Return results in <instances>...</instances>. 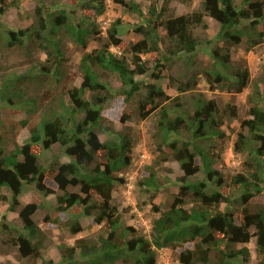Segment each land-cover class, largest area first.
Listing matches in <instances>:
<instances>
[{
  "label": "trees",
  "instance_id": "obj_1",
  "mask_svg": "<svg viewBox=\"0 0 264 264\" xmlns=\"http://www.w3.org/2000/svg\"><path fill=\"white\" fill-rule=\"evenodd\" d=\"M234 1L202 0L199 10L168 18H162L164 11L155 14L151 8L147 25L134 30L141 40L120 53L110 51L121 46L119 20L106 28L99 47H88L101 33L97 17L105 12L106 0H73L79 10L58 9L47 17L42 15V7H36L34 25L6 33L5 47L22 51L32 66L25 74L0 78V105L28 113L18 123L0 119V201H6L8 193L12 207L18 206L27 184H33L45 197L54 194L43 182L49 179L60 193L56 208L44 218L46 222L57 225L59 216L82 213L100 225L94 241L76 239L72 245H61L60 264H156L157 252L167 249L177 253L175 264H234L238 257L246 260L248 253L244 247H236L250 242L257 254L256 264H264V203H252L264 188V69L251 77L246 61L234 60L238 46L248 51L264 44V28L260 30L264 0H241L240 9ZM114 3L134 15L141 14L133 0ZM205 17L219 26L216 38L223 42L211 52V65L201 71L207 91L247 92L246 117L240 120L234 141V153L243 170L235 174L227 173L223 160L203 148L210 140L226 141V124L238 117L235 106L220 109L217 99L207 92L194 93L200 83L195 71L186 80L172 77L176 95H167L155 83L161 77L158 65L150 70L142 59V55L156 52L160 43L166 44L169 56L194 52L199 41L193 31L207 28ZM67 40L82 51L78 63L81 82L78 87L59 90L69 82L65 81L69 76L62 50ZM32 52L44 53V60L34 59ZM146 75L153 81L136 80ZM118 90L136 97L141 120L154 118L150 137L157 161L177 162L183 172L176 178L177 193L166 208L153 206L158 216L151 220L148 235L124 226L118 209L111 205L114 187L125 182L119 174L131 166L134 146L141 138L137 129H116L113 121L102 115L109 93ZM15 125L28 128V140L7 148ZM97 129L110 134L109 138L101 141ZM53 146L62 148L71 161L44 166L39 157ZM198 166L202 180L195 177ZM146 169L149 174L140 178L137 188L143 195L149 193L152 203L162 183L157 171ZM223 189L237 193V214L221 209L227 202ZM37 209L36 203H28L19 210L26 232L11 241L30 264H38L31 260L41 258L39 244L33 241L39 230L32 219ZM69 231L73 235L81 232L78 220L70 222Z\"/></svg>",
  "mask_w": 264,
  "mask_h": 264
},
{
  "label": "rangeland",
  "instance_id": "obj_2",
  "mask_svg": "<svg viewBox=\"0 0 264 264\" xmlns=\"http://www.w3.org/2000/svg\"><path fill=\"white\" fill-rule=\"evenodd\" d=\"M139 7L141 14L134 15L132 12L122 8L114 0H106L105 12L97 17V22L100 26V35L95 36L94 40L89 42V49L99 47V40H104L106 35V28L113 22H120V40L121 46L118 48H110L114 53L124 52L125 49L132 43L141 40V35L136 33L135 28L139 25L144 27L149 22L151 8L155 9V14L164 11L162 18L175 17L186 14L191 10H199L200 2L202 0H133ZM235 5L238 9L241 8V0H235ZM73 0L61 3L59 0H5V3L0 1V78L9 77L14 78L19 75L27 73L32 66L28 63V58L22 51L17 49L9 50L5 47L6 33L9 31H17L25 27L35 24V8L42 7V15L47 17L55 13L58 9H66L67 12L77 11L79 7L73 6ZM80 6V5H79ZM92 13V12H90ZM88 13V14H90ZM93 14V13H92ZM207 28H197L193 31L194 36L198 39L199 44L195 51L190 54H180L179 56H169L166 51V44L160 43L158 50L148 55H142V59L147 60V64L151 70L158 65L157 70L161 72V77L155 83L162 88L169 96H175V90L170 84V79L173 77L185 78L190 76L192 71L199 73L198 81L200 83L194 93L203 92L208 93L210 97L217 99L220 109L226 108L228 104L235 106L238 110V117L231 119L226 125L227 139L220 144L218 141H207L203 144V148L209 151L213 156H219L225 165V171L229 174L242 172L243 166L240 159L234 153V141L236 140V133L239 131L240 120L246 117L245 97L246 91L234 95L222 92L220 89L209 92L208 85L204 82L202 69H206L213 62L211 52L214 49L220 48L223 45L221 40L216 38L219 31V26L210 18L205 17ZM264 20L260 22V30L264 27ZM63 53L65 57V71L69 76L66 82L58 87L60 90L63 86L67 88L78 87L81 82V75L78 71V63L82 55V51L78 49L73 42L67 40L64 42ZM36 59L44 60L45 55L42 52L31 54ZM243 59L250 69L251 77L259 75L264 69V44L255 48L245 50L244 46L237 47L234 55V60ZM66 75V76H67ZM73 77V78H72ZM138 82L149 83L153 81L148 75L144 77H137ZM47 88V86H43ZM31 89L33 87L31 86ZM127 90V89H125ZM125 90L112 91L109 93V100L102 108V115L107 120L113 121L116 129L124 127H132L140 131L141 138L134 146L132 153V164L129 169L119 174L125 179L121 185H116L112 192L111 205L115 206L121 214V222L124 226H132L139 231L148 235L149 225L151 220L156 218L158 214L153 213V206L165 209L166 205L172 195L177 193L178 183L176 178L180 177L183 172L180 169V164L177 162L166 161L159 162L153 153V141H151V132L153 129L152 117L146 120H141L137 113L136 97H128L124 94ZM32 92V91H31ZM41 95V91H38ZM47 106V103L44 105ZM16 107L0 105V119H13L15 122L28 117L27 112L16 113L12 109ZM11 111V114H10ZM40 113L41 111L38 110ZM122 118L128 119L122 122ZM225 128V127H224ZM98 138L103 141L109 138L110 134L104 133L99 129L96 130ZM11 138L7 141V148H11L13 144L22 145L29 137L28 128L19 127L15 125ZM213 145V146H211ZM39 161L44 166L62 164L71 161L69 157L63 154V149L58 146H53L50 150H45L41 153ZM157 162V163H156ZM150 167L153 172L157 171L158 178L162 183V190L149 202V193L142 194L137 188V182L141 177L149 174ZM195 177L202 180L203 171L198 166V172ZM44 184L52 189L55 193L47 197L41 195L34 188L33 184L24 186L21 197L18 199V206L11 204L10 196L6 193L8 199L0 201V264H30L29 260H23L21 255L11 241H14L18 235L25 234L26 231L22 228V223L19 219V210L28 203H36L38 209L32 216L35 224L39 230L34 243L39 244L41 258L32 259L31 261L38 264H60L61 254L59 247L61 245H72L76 239H84L94 241L100 231V225L96 224L91 217H87L82 213H66V215L59 216L61 221L57 225L49 224L45 221V216L51 214L56 208V195L60 192L53 182L49 179L43 180ZM212 188H216L213 184ZM7 190V189H5ZM4 190V192H5ZM227 202H224L221 209L225 212H232L237 214L236 198L237 193L229 189L222 190ZM232 194V195H231ZM252 203H264V188L261 195L253 199ZM67 217H69L67 219ZM241 218V217H240ZM79 221L81 225V232L73 235L69 231L70 222ZM6 226L7 228H4ZM5 241V242H4ZM10 241V244L8 243ZM245 248L247 250V259L242 257L236 258L234 264H256L257 254L254 249L253 242L246 245H239L236 248ZM177 253L175 250H159L157 252L156 264H175ZM32 264V263H31Z\"/></svg>",
  "mask_w": 264,
  "mask_h": 264
}]
</instances>
